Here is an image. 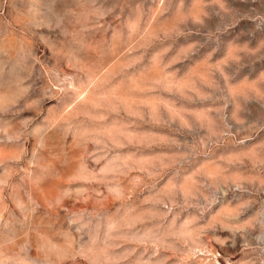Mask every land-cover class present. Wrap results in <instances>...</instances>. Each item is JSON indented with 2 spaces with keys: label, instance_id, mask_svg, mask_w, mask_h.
Here are the masks:
<instances>
[{
  "label": "rangeland",
  "instance_id": "rangeland-1",
  "mask_svg": "<svg viewBox=\"0 0 264 264\" xmlns=\"http://www.w3.org/2000/svg\"><path fill=\"white\" fill-rule=\"evenodd\" d=\"M0 264H264V0H0Z\"/></svg>",
  "mask_w": 264,
  "mask_h": 264
}]
</instances>
